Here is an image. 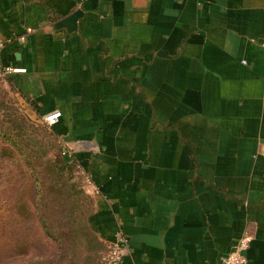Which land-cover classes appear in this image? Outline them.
Segmentation results:
<instances>
[{
  "label": "crops",
  "instance_id": "1",
  "mask_svg": "<svg viewBox=\"0 0 264 264\" xmlns=\"http://www.w3.org/2000/svg\"><path fill=\"white\" fill-rule=\"evenodd\" d=\"M0 38L100 255L121 231L120 264H220L248 235L264 264V0H0Z\"/></svg>",
  "mask_w": 264,
  "mask_h": 264
},
{
  "label": "rangeland",
  "instance_id": "2",
  "mask_svg": "<svg viewBox=\"0 0 264 264\" xmlns=\"http://www.w3.org/2000/svg\"><path fill=\"white\" fill-rule=\"evenodd\" d=\"M85 175L0 77V264H93ZM104 249V246H103Z\"/></svg>",
  "mask_w": 264,
  "mask_h": 264
},
{
  "label": "built area",
  "instance_id": "3",
  "mask_svg": "<svg viewBox=\"0 0 264 264\" xmlns=\"http://www.w3.org/2000/svg\"><path fill=\"white\" fill-rule=\"evenodd\" d=\"M23 38V37H21ZM5 40L0 38V56L5 45ZM22 68L10 67L5 69L0 62V77H4L8 71H21ZM60 118V111H51L43 116V122L48 127L56 124ZM128 239L121 231H118L116 238L106 244L99 260L94 264H120L125 254ZM250 237L248 235L240 236L232 249L224 254L220 259V264H248V259L244 251L248 248Z\"/></svg>",
  "mask_w": 264,
  "mask_h": 264
}]
</instances>
